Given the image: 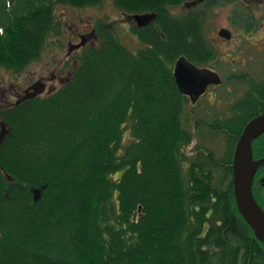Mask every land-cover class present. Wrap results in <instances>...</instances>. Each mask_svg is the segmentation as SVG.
<instances>
[{
	"label": "trees",
	"instance_id": "16d2710c",
	"mask_svg": "<svg viewBox=\"0 0 264 264\" xmlns=\"http://www.w3.org/2000/svg\"><path fill=\"white\" fill-rule=\"evenodd\" d=\"M263 2L0 0V71L16 77L63 43L59 6L156 14L124 25L135 50L99 24L67 82L0 106V264H264L233 186L235 146L264 113V49L238 70L209 37L225 6L236 32L256 31ZM180 56L222 83L192 102L175 82ZM253 156L264 158V132ZM253 192L264 208V164Z\"/></svg>",
	"mask_w": 264,
	"mask_h": 264
},
{
	"label": "rangeland",
	"instance_id": "374dc122",
	"mask_svg": "<svg viewBox=\"0 0 264 264\" xmlns=\"http://www.w3.org/2000/svg\"><path fill=\"white\" fill-rule=\"evenodd\" d=\"M230 8L231 6H225L215 9L209 20V24L212 25L209 37L218 46L224 56H227L230 61L234 60V68L239 70L246 68L247 62L252 59L250 52L262 51L264 49V24L259 29H256V31L248 34H245L241 30H237L236 32V29L232 28L229 21ZM256 9L255 12L257 15L260 17L264 16V2L262 5L257 6ZM58 14L61 16L63 22L66 23L65 35L62 38L63 43L55 44L57 42L52 43L50 41L43 53L42 59L33 64L20 76L16 77L11 73L1 70L0 106H4L9 101H13L15 99V93L23 90L27 84L36 78H44L43 81L47 83V89L42 96H46L52 89H58L62 84L67 82L78 66L76 57L78 51L81 50L69 51L70 47L80 41L81 34L88 37V44H97L96 28L99 24H105L115 32L118 30L119 34L123 35L124 43L128 46L130 45V49L135 50L138 45L137 40L134 38H132V42L130 43L131 34L124 26L127 24L134 26V23L123 18L121 13L111 4H106L102 8H87L84 10H78L68 6H59ZM118 26H120V30ZM221 28L231 30L232 38L230 40L219 36L218 32ZM247 46L251 47L247 50ZM14 85L19 86L12 92ZM212 91H215V89L212 87L209 88L206 96L210 95ZM211 146H217L219 147V151H224L222 142H218V145L213 143ZM238 228L239 231L244 232L242 225L238 226Z\"/></svg>",
	"mask_w": 264,
	"mask_h": 264
},
{
	"label": "water",
	"instance_id": "95a60500",
	"mask_svg": "<svg viewBox=\"0 0 264 264\" xmlns=\"http://www.w3.org/2000/svg\"><path fill=\"white\" fill-rule=\"evenodd\" d=\"M139 26H145L156 18V14H138L133 16ZM219 36L231 39L232 32L227 28L219 31ZM86 37L72 49L79 48L86 43ZM175 82L182 94L190 95L193 101L202 95L209 85H218L222 82L220 75L207 67H198L185 56H180L174 66ZM45 83L38 81L25 91L24 99L34 98L42 94ZM264 131V114L252 119L245 127L235 148L233 160L234 196L239 212L244 220L253 229L257 239L264 243V236L260 233L258 220L264 222V210L260 207L253 194V182L258 167L264 163V158L253 159L252 142ZM5 134L3 127L0 132V144ZM249 213V216H248Z\"/></svg>",
	"mask_w": 264,
	"mask_h": 264
},
{
	"label": "flooded vegetation",
	"instance_id": "af4514ba",
	"mask_svg": "<svg viewBox=\"0 0 264 264\" xmlns=\"http://www.w3.org/2000/svg\"><path fill=\"white\" fill-rule=\"evenodd\" d=\"M122 15V17L123 18H125V15L124 14H121ZM135 25H136V23H135ZM137 26V25H136ZM137 27H139V26H137ZM82 35V34H81ZM80 35V36H81ZM42 79V80H41ZM43 81L44 80V78H41V77H39V78H36L35 80H33V81H31L23 90H20V92H18L17 90V93H15V98L18 100V101H20V99L22 98V96L20 97V95H21V93H22V91L24 92L26 89H28V88H30L35 82H37V81ZM47 84V83H46ZM216 86H214V87H212V88H215ZM209 88H211V86H209L208 87V89ZM15 90V88H13L12 89V92ZM53 90V89H52ZM190 98V97H189ZM201 98V97H200ZM257 160V159H256ZM259 170V169H258ZM257 173H258V171H257ZM257 173H256V175H257ZM256 175H255V178H256ZM255 182V181H254Z\"/></svg>",
	"mask_w": 264,
	"mask_h": 264
},
{
	"label": "bare ground",
	"instance_id": "6f19581e",
	"mask_svg": "<svg viewBox=\"0 0 264 264\" xmlns=\"http://www.w3.org/2000/svg\"><path fill=\"white\" fill-rule=\"evenodd\" d=\"M221 84V83H220ZM220 84H218V85H220ZM46 89L47 88H45L44 89V92L46 91ZM54 90H56V89H53V90H51L49 93H51V92H53ZM48 93V94H49ZM47 94V95H48ZM264 132V131H263ZM263 132H261V133H263ZM256 175V174H255ZM254 180H255V177H254ZM257 200V199H256ZM257 202H258V204L260 205V207L264 210V208L261 206V204H260V202L257 200ZM248 216H249V213H248ZM258 225H259V227H260V233H261V235L262 236H264V222L263 221H260V220H258ZM251 230H252V232L254 233V231H253V229L251 228ZM255 234V233H254Z\"/></svg>",
	"mask_w": 264,
	"mask_h": 264
}]
</instances>
